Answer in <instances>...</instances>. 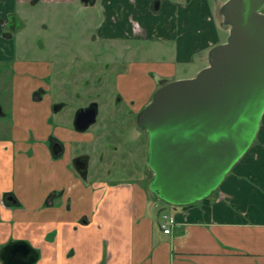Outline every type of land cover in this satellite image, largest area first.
Returning <instances> with one entry per match:
<instances>
[{"label": "crops", "instance_id": "1", "mask_svg": "<svg viewBox=\"0 0 264 264\" xmlns=\"http://www.w3.org/2000/svg\"><path fill=\"white\" fill-rule=\"evenodd\" d=\"M73 1L84 27L97 20L96 34L87 36L92 43L123 51H131L124 41L132 39L156 45L153 58L122 61L126 70L115 78L127 104L141 106L163 83L194 77L207 66L208 51L228 37L219 12L227 0ZM26 3L34 9L41 0ZM10 6L7 12L20 18ZM172 46L175 57L166 59ZM49 66L16 67L14 123L10 138L0 139V256L25 242L38 254L35 264H264V113L252 145L209 200L167 209L142 186L77 173L79 144L94 133L55 119L65 102L31 94L38 78L23 90L22 73L37 77ZM162 214L177 221L171 234L160 229Z\"/></svg>", "mask_w": 264, "mask_h": 264}, {"label": "water", "instance_id": "2", "mask_svg": "<svg viewBox=\"0 0 264 264\" xmlns=\"http://www.w3.org/2000/svg\"><path fill=\"white\" fill-rule=\"evenodd\" d=\"M263 9L264 0H227L219 12L228 37L208 51L207 66L160 85L137 114L136 126L148 135L155 198L172 206L202 201L252 145L264 113ZM95 119V105L79 110L76 131ZM0 257L2 264H35L38 254L16 242Z\"/></svg>", "mask_w": 264, "mask_h": 264}, {"label": "rangeland", "instance_id": "3", "mask_svg": "<svg viewBox=\"0 0 264 264\" xmlns=\"http://www.w3.org/2000/svg\"><path fill=\"white\" fill-rule=\"evenodd\" d=\"M17 2L19 0H0V19L5 20L8 17L6 13L11 7L10 4L13 5L15 3L19 11L18 15L23 22L22 30L17 33L15 41H4L1 38L3 30H0V47L5 49L7 55L12 53L16 60L28 59L50 63V74L52 77L46 79L45 83L50 85V94L53 93L52 96L55 95L57 100H62L66 103L63 112L55 119L66 118L70 120L79 109L89 106L94 100L97 101L99 103V113L95 123L88 128L87 132L102 133L108 140L101 142L104 147L102 145L101 148L97 147V149L94 144L82 146V149L91 155L92 165L90 171L96 170V168L101 171L111 170L110 175L100 172L97 179L112 184L117 182L131 183L142 186V188L147 190L148 182L152 178V172L148 168V179L140 174V171L146 169L148 154L147 132L133 131V117H128L126 118V132L122 135L119 133L120 140L115 134L114 125L118 119L122 118V115L112 117L111 114L114 113L115 108L116 110H121L123 104L115 106L112 103L110 107H106L103 106V102L106 95L112 94L109 97L113 99L118 93L113 88L111 92L108 93V91L112 85L111 81L115 79L116 75L126 70V63L122 64V61L126 58V60H141L145 56L153 58L157 51L156 45L151 47L149 41L132 39L124 41L130 45L131 51H123L124 45L116 44L111 46L108 42L103 41L92 43L93 38L87 40V36L96 34L97 20H90L84 27L82 21L79 20L78 5L73 0H41V4L34 9L29 7L26 3L27 0L23 5ZM14 25L20 26V21L16 23L14 21ZM82 36H84L85 42L82 41ZM174 50L175 47L172 46V50L166 53L167 56L165 58L173 59L175 57ZM145 51L149 53H145ZM114 55L117 58L116 62L112 61L114 60ZM83 58H87V62H82ZM93 59L100 61H94ZM10 64L9 62L7 67L3 63L0 64V108L2 110V115H0V139L10 138V130L14 123L12 118V99L15 88L11 87L13 75L9 71ZM105 64H108L109 67L106 68ZM78 65H84L85 67L79 68ZM105 121H107V127L104 129L102 126H105ZM124 141L128 146L126 150L131 151L127 156L129 159L133 158V162L136 164V167L131 169L137 168L138 173L128 174L127 169L125 174L118 169L119 166L113 169V166L108 161V155L114 154L111 146L122 145L121 143H124ZM119 151L124 152L123 147ZM101 152L105 154V158L103 163L99 164L97 162V154ZM118 156V153L114 155L117 160ZM126 161L131 162V160ZM233 173L234 171L231 170L228 176ZM90 179L96 178L90 176ZM244 181L248 182L249 180ZM248 187L257 188L250 184ZM157 201L158 205L164 208L169 209L171 206L159 199Z\"/></svg>", "mask_w": 264, "mask_h": 264}, {"label": "flooded vegetation", "instance_id": "4", "mask_svg": "<svg viewBox=\"0 0 264 264\" xmlns=\"http://www.w3.org/2000/svg\"><path fill=\"white\" fill-rule=\"evenodd\" d=\"M4 3V2H3ZM7 14V18L4 20V19H0V27H1V30L2 31V34H1V38L5 41H15V38H16V35L17 33L21 32L22 30V27H23V22L20 18L16 17L14 14H10L9 12L6 13ZM14 21L15 23L17 21H20V26H15L14 25ZM11 63L9 66V71L10 73H12L13 77H12V85L11 87H16V84H15V79L19 78L18 74H19V70L16 69V67H33L35 63H41V61H33V60H28V59H18L16 60L13 56H12V53L10 55H7L6 56H3L0 58V64H4L5 67H7L8 63ZM43 63V62H42ZM79 68H82V67H85L84 65H78ZM105 67L108 68L109 65L108 64H105ZM51 67L49 66L47 69H45L44 71H40V74L39 76L35 77L34 75H32L31 73H22L21 76L24 80H27L25 85H23V90L25 88H29V86H31L35 79H37L41 85L39 86L38 90L35 91L34 93L32 92L31 94H37V97L40 99V100H43V98L47 95H52V93L50 94V85L48 83H45V80L46 79H50L51 76V71H50ZM112 85L110 87V90L108 91L111 92L112 88L117 91L118 93L115 95V98L113 97V99H111L109 96H112V94H108L109 96H105V99H104V102H103V106H106V107H110V105L113 103L115 106H118V105H122L123 104V108L121 110L117 109L116 108L114 109V113L111 114L112 117H115V116H120L122 115V118L121 119H118L114 125V131H115V134L118 136V138L121 140V138L119 137V133H121V135L126 132V125H127V120L126 118L128 117H133V120H134V124H133V131H140V133H146V131H142L140 129H138V127L136 126V123H135V119H136V116L137 114L140 112V110L147 104V103H143L141 104V106H137L136 105V102H132V103H128L126 101H124V99L122 98L121 96V93L118 89V85H117V82H116V78L111 81ZM33 86V85H32ZM31 86V87H32ZM13 98H14V95H13ZM13 100V99H12ZM109 102L107 105L106 103ZM65 104V107H66V103ZM60 105L63 106L64 108V105L63 103H61ZM92 105H95V108H96V117L99 113V103L97 101L94 100L93 103H91L89 106H92ZM89 106L87 107H84L82 109H86L88 108ZM56 108V107H55ZM59 106L56 108L58 109ZM81 110V109H79ZM78 110V111H79ZM0 111L2 113V110L0 108ZM77 111V112H78ZM76 112V114H77ZM113 112V111H112ZM76 114L74 117L70 118L71 119V126L73 128V130L75 132H78L76 131L77 129V124L75 123V117H76ZM2 115V114H1ZM124 116V117H123ZM126 120V121H125ZM96 121V119H95ZM95 123V122H94ZM93 123V124H94ZM92 124V125H93ZM105 126H102L104 129L107 127V121L104 122ZM90 125V127L92 126ZM100 127V128H102ZM88 129L86 131H83V132H79V133H85L87 132ZM93 133V132H92ZM93 140L87 142H83L82 144L80 143L79 144V156L77 157V159L75 160V169L77 171V173L79 174H83L85 176H92L94 178H98L97 176H99L98 174H100V172L102 173H106L108 175L111 174V170H106V171H101V170H93V171H90V167L92 165V159H91V155L84 149H82V146L83 145H91V144H94L96 145V149L97 147L101 148L102 145L104 147V144L101 143V142H106L108 140V138L105 136L102 135V133L100 134H93ZM122 145H114V146H111V150L112 152L114 153L113 155H108V161L109 163L111 164V166H113V169H115L117 166L118 169L120 171H122L123 173L126 174L127 172V169H128V174H134V173H138L137 171V168L136 169H131L132 167H136V164L135 162H133V158H130L127 156L131 153L130 150H126L128 148V146L126 145L125 141L124 143H121ZM124 149V152H121L119 151L120 148ZM99 151V150H98ZM77 153V152H76ZM118 153V160L116 159V157H114V155H116ZM97 162H99V164H102L103 161H104V158H105V154L104 153H99L97 154ZM148 155V154H147ZM126 160H131V162H127ZM120 162V164H119ZM85 163V164H84ZM130 165V167H129ZM143 168V167H142ZM93 172V173H91ZM93 174V175H92ZM140 174H142V176H144V178L148 179V174H149V169H148V166H147V158H146V169H143L142 171H140ZM95 175V176H94Z\"/></svg>", "mask_w": 264, "mask_h": 264}, {"label": "built area", "instance_id": "5", "mask_svg": "<svg viewBox=\"0 0 264 264\" xmlns=\"http://www.w3.org/2000/svg\"><path fill=\"white\" fill-rule=\"evenodd\" d=\"M177 226L175 217L170 215H162L160 222V229L164 234H171L172 229Z\"/></svg>", "mask_w": 264, "mask_h": 264}, {"label": "trees", "instance_id": "6", "mask_svg": "<svg viewBox=\"0 0 264 264\" xmlns=\"http://www.w3.org/2000/svg\"><path fill=\"white\" fill-rule=\"evenodd\" d=\"M215 194V192H213L209 197H207V198H205V199H203L202 201H200V202H206L207 200H209V198L211 197V196H213Z\"/></svg>", "mask_w": 264, "mask_h": 264}]
</instances>
